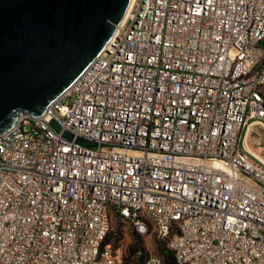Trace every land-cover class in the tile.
I'll list each match as a JSON object with an SVG mask.
<instances>
[{"label":"built area","instance_id":"1","mask_svg":"<svg viewBox=\"0 0 264 264\" xmlns=\"http://www.w3.org/2000/svg\"><path fill=\"white\" fill-rule=\"evenodd\" d=\"M263 42L264 0H133L46 115L0 133V264H122L113 216L150 220L174 264H264V161L242 144Z\"/></svg>","mask_w":264,"mask_h":264},{"label":"water","instance_id":"2","mask_svg":"<svg viewBox=\"0 0 264 264\" xmlns=\"http://www.w3.org/2000/svg\"><path fill=\"white\" fill-rule=\"evenodd\" d=\"M130 2L0 0V133L13 128L20 113L46 115L103 52Z\"/></svg>","mask_w":264,"mask_h":264},{"label":"trees","instance_id":"3","mask_svg":"<svg viewBox=\"0 0 264 264\" xmlns=\"http://www.w3.org/2000/svg\"><path fill=\"white\" fill-rule=\"evenodd\" d=\"M125 224L130 225V242L122 250V264H145L148 257L153 253L149 252L145 246L144 234H141L129 220L113 216L103 244L110 245L113 249L122 248ZM147 224L148 233H150L152 225L149 222ZM154 235L156 237L153 240L155 255L160 257L161 264H174V252L169 247L168 240L158 237L156 232Z\"/></svg>","mask_w":264,"mask_h":264},{"label":"rangeland","instance_id":"4","mask_svg":"<svg viewBox=\"0 0 264 264\" xmlns=\"http://www.w3.org/2000/svg\"><path fill=\"white\" fill-rule=\"evenodd\" d=\"M253 129L250 127V132L246 134V139L248 145L260 156L264 157V126L259 124L258 122H253ZM150 224L152 225V222L149 220ZM129 224L124 225V239L122 242V248L119 249V253L121 255V261H122V250L125 248L128 242H130V236H129ZM151 232L148 234H144L145 239V246L149 250V252L156 254L154 250V243L153 240L156 238L154 233L155 230L153 229V226H151Z\"/></svg>","mask_w":264,"mask_h":264},{"label":"crops","instance_id":"5","mask_svg":"<svg viewBox=\"0 0 264 264\" xmlns=\"http://www.w3.org/2000/svg\"><path fill=\"white\" fill-rule=\"evenodd\" d=\"M253 123V122H252ZM252 123L248 126V127H246L245 128V130H244V132H243V134H242V144H243V146H245V148L247 149V150H249V152L254 156V157H256V158H259V159H264V157H262V156H260V155H258L249 145H248V143H247V139H246V134L247 133H249L250 132V127H251V129H253V125H252ZM261 159V160H262ZM263 161V160H262Z\"/></svg>","mask_w":264,"mask_h":264},{"label":"bare ground","instance_id":"6","mask_svg":"<svg viewBox=\"0 0 264 264\" xmlns=\"http://www.w3.org/2000/svg\"><path fill=\"white\" fill-rule=\"evenodd\" d=\"M132 2H133V0H131V2H130V4H129V6H128V8H127V11H126V13H125V15H124V17H123L122 21L120 22V24H118V26L116 27V29H115V31H114V34H113V36H115V35L117 34V31H118V29H119V27H120L121 23L123 22V20H124V18H125V16H126V14H127V12H128V10H129V8H130V6H131ZM261 159H262V158H261ZM262 160L264 161V159H262Z\"/></svg>","mask_w":264,"mask_h":264}]
</instances>
